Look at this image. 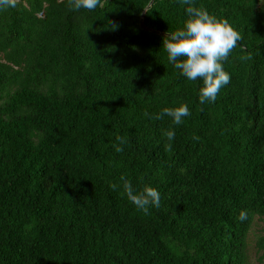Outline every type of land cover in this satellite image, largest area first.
I'll return each instance as SVG.
<instances>
[{
  "label": "trees",
  "instance_id": "obj_1",
  "mask_svg": "<svg viewBox=\"0 0 264 264\" xmlns=\"http://www.w3.org/2000/svg\"><path fill=\"white\" fill-rule=\"evenodd\" d=\"M150 1L0 8V264H247L255 217L264 257V0H193L241 35L203 104L162 44L185 0Z\"/></svg>",
  "mask_w": 264,
  "mask_h": 264
},
{
  "label": "clouds",
  "instance_id": "obj_2",
  "mask_svg": "<svg viewBox=\"0 0 264 264\" xmlns=\"http://www.w3.org/2000/svg\"><path fill=\"white\" fill-rule=\"evenodd\" d=\"M15 3L16 0H0V8L14 7ZM185 3L187 6L183 26L167 32L163 36L162 44L168 61L182 75L190 81H201L198 97L203 104L215 101L221 87L231 80V74L225 70L223 61L237 46L241 35L226 19L217 17L205 8L196 7L193 0H185ZM100 4L101 0H69V6L74 9L92 10ZM162 114H167L172 117L175 124H180L184 117L190 115V108L186 102H180L174 106L164 107ZM166 134L171 140L175 136V131L170 129ZM117 150L122 149L118 147ZM120 181L122 194L140 210L148 213L150 206H160L158 188L145 184L141 189H137L124 176L120 177ZM110 187L116 189L118 184L112 182Z\"/></svg>",
  "mask_w": 264,
  "mask_h": 264
},
{
  "label": "rangeland",
  "instance_id": "obj_3",
  "mask_svg": "<svg viewBox=\"0 0 264 264\" xmlns=\"http://www.w3.org/2000/svg\"><path fill=\"white\" fill-rule=\"evenodd\" d=\"M261 230V222L255 217L252 227L249 230L247 236V247H246V256L247 264H264V257L260 258V254L256 252L255 237Z\"/></svg>",
  "mask_w": 264,
  "mask_h": 264
},
{
  "label": "water",
  "instance_id": "obj_4",
  "mask_svg": "<svg viewBox=\"0 0 264 264\" xmlns=\"http://www.w3.org/2000/svg\"><path fill=\"white\" fill-rule=\"evenodd\" d=\"M151 1H152V0H151ZM151 1H150V3H151ZM142 16H143V14H142ZM142 16H141L140 19H139L140 26H141L142 28H144V29H148V27L144 26ZM149 29H150V28H149ZM150 30H152V29H150Z\"/></svg>",
  "mask_w": 264,
  "mask_h": 264
}]
</instances>
